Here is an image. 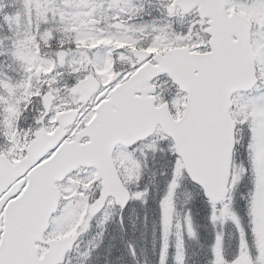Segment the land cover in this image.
Masks as SVG:
<instances>
[{"label": "snow or ice", "instance_id": "obj_1", "mask_svg": "<svg viewBox=\"0 0 264 264\" xmlns=\"http://www.w3.org/2000/svg\"><path fill=\"white\" fill-rule=\"evenodd\" d=\"M0 264H264V0H0Z\"/></svg>", "mask_w": 264, "mask_h": 264}]
</instances>
